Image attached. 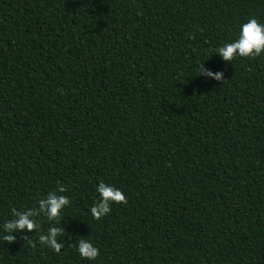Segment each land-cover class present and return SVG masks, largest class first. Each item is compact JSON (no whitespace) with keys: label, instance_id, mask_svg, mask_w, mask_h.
Returning <instances> with one entry per match:
<instances>
[{"label":"trees","instance_id":"obj_1","mask_svg":"<svg viewBox=\"0 0 264 264\" xmlns=\"http://www.w3.org/2000/svg\"><path fill=\"white\" fill-rule=\"evenodd\" d=\"M250 17L264 0H0V231L69 197L60 251L39 216L0 264H264V52L213 53ZM100 181L125 202L97 219Z\"/></svg>","mask_w":264,"mask_h":264},{"label":"clouds","instance_id":"obj_2","mask_svg":"<svg viewBox=\"0 0 264 264\" xmlns=\"http://www.w3.org/2000/svg\"><path fill=\"white\" fill-rule=\"evenodd\" d=\"M264 52V23L259 22L255 17H250L239 25L238 34L231 40L224 41L213 49L224 61H232L235 57H258ZM199 75L207 76L215 81L223 78L220 71L213 72L205 69L202 63L199 65ZM66 188L58 184L54 190L49 191L42 198L36 201V205L23 211L13 209L12 218L2 223L3 231H0V238L9 243L15 240L12 231L32 232L40 227L36 217L43 216L50 222L46 232H41L38 240L41 244L60 251L63 240L58 239L64 233V228L59 223L58 218L61 211L69 204V197L63 195ZM98 199L89 207V212L93 218H100L106 215L110 208V203L125 202V196L120 189L100 181L96 185ZM58 240L60 242H58ZM76 251L80 257L89 261H94L99 255V249L91 241L83 238L75 242Z\"/></svg>","mask_w":264,"mask_h":264}]
</instances>
